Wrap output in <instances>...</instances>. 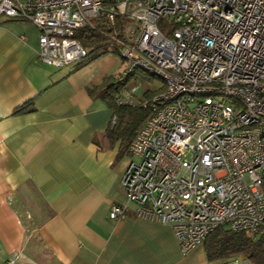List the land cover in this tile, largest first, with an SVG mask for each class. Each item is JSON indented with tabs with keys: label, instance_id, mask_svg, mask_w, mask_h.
<instances>
[{
	"label": "built area",
	"instance_id": "built-area-1",
	"mask_svg": "<svg viewBox=\"0 0 264 264\" xmlns=\"http://www.w3.org/2000/svg\"><path fill=\"white\" fill-rule=\"evenodd\" d=\"M0 16L36 26L43 64L86 58L75 32L96 27L127 62L116 81L137 69L163 81L147 103L125 96L147 114L109 219L133 204L170 225L182 253L220 225L264 235V0H0Z\"/></svg>",
	"mask_w": 264,
	"mask_h": 264
},
{
	"label": "crops",
	"instance_id": "crops-1",
	"mask_svg": "<svg viewBox=\"0 0 264 264\" xmlns=\"http://www.w3.org/2000/svg\"><path fill=\"white\" fill-rule=\"evenodd\" d=\"M38 36L0 17V264H216L203 244L182 253L172 227L133 204L108 218L131 156L126 135L106 133L105 92L127 62L92 53L49 66Z\"/></svg>",
	"mask_w": 264,
	"mask_h": 264
},
{
	"label": "trees",
	"instance_id": "trees-1",
	"mask_svg": "<svg viewBox=\"0 0 264 264\" xmlns=\"http://www.w3.org/2000/svg\"><path fill=\"white\" fill-rule=\"evenodd\" d=\"M98 27H101L100 29L106 33L111 31L110 28H106L102 24ZM75 36L88 50L86 58L98 51L100 46L109 45V37L105 34H100L96 27L78 29L75 32ZM114 82L123 83L116 81V78ZM155 92L157 91L145 90L143 92L144 99L136 98L139 102L147 103ZM105 94L108 97L107 101L109 105L113 109V117H115V122L111 124L106 133L110 138H116L118 134L126 135L128 141L126 142L127 145H125L128 150L129 142L147 114V107L142 106L141 103L131 104L125 102V97L122 95L114 97L107 92ZM22 110L23 108H19L16 111ZM203 247L209 261L220 262L241 256L248 259L251 264H264V235H258L246 230H231L225 225H220L209 233L203 242Z\"/></svg>",
	"mask_w": 264,
	"mask_h": 264
},
{
	"label": "rangeland",
	"instance_id": "rangeland-1",
	"mask_svg": "<svg viewBox=\"0 0 264 264\" xmlns=\"http://www.w3.org/2000/svg\"><path fill=\"white\" fill-rule=\"evenodd\" d=\"M101 53L110 54L115 59L119 60L120 63L122 62V66L126 65L125 59L118 52L113 51L109 45L100 46L99 50L97 52H94V54L98 55ZM120 74L121 73L118 72V74L115 75V78H117V76H119ZM111 81L112 80H110V84L108 85V90H106V92L108 94H112L114 97L122 94H124V96H127L130 93L138 96L141 94V91H158L162 89L164 85L163 81L160 78L147 74L140 69H137L133 75H129L123 83H116L114 81L112 83ZM135 86H137L136 89L132 91V88ZM139 98L144 99V95L140 96Z\"/></svg>",
	"mask_w": 264,
	"mask_h": 264
}]
</instances>
